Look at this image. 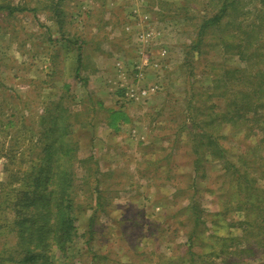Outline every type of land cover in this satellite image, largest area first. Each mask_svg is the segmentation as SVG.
I'll return each mask as SVG.
<instances>
[{"label": "rangeland", "instance_id": "rangeland-1", "mask_svg": "<svg viewBox=\"0 0 264 264\" xmlns=\"http://www.w3.org/2000/svg\"><path fill=\"white\" fill-rule=\"evenodd\" d=\"M222 1L0 0V204L17 178L33 170V162L52 153L50 143L59 134L66 140L70 131L77 140L75 155H92L99 164L98 189L108 206L92 211L81 193L78 201L87 208L75 212L82 234L75 256L70 262L57 257L38 263L225 264L223 253L198 258L189 252L187 234L194 221L203 219V237L233 231L246 238L238 226L244 210L225 203L231 195L228 180L218 178L221 166L209 152H193L191 133L180 127H191L183 121V110L196 105L207 111L202 98L194 102L204 90L211 92V67L202 61L237 64L250 58L247 32L252 30L258 44L264 41V0H240L238 10L248 17L237 38H224L218 21L198 35ZM244 39L245 55L237 50ZM224 40L231 43L229 51ZM42 116H47L45 125ZM231 129L225 127L229 137L222 142L234 160L238 146L248 143ZM156 155H171L170 165L146 174L143 168ZM197 157L204 161L196 173ZM77 172L81 183L86 172L78 163ZM259 185L264 187V179ZM12 218L10 209L0 210V253L18 260ZM92 223L95 232L87 241ZM262 237L253 236L255 254L235 264L264 261ZM206 241L193 250H211L214 239Z\"/></svg>", "mask_w": 264, "mask_h": 264}, {"label": "trees", "instance_id": "trees-1", "mask_svg": "<svg viewBox=\"0 0 264 264\" xmlns=\"http://www.w3.org/2000/svg\"><path fill=\"white\" fill-rule=\"evenodd\" d=\"M239 3L240 0H223L219 12L204 21L198 35L202 32L203 26L218 21L225 32L224 38L231 40L237 38V33L242 31V23L247 22L248 17L247 12H239L237 7ZM247 26L256 28L253 23H248ZM247 33L251 39L250 58H239L237 64L228 62L227 59L213 62L206 58L202 61L205 62L204 66L211 67V92L204 90L199 93L198 99L194 98V102L201 101L202 98L208 112L199 111L196 105L192 107L190 105L191 110L189 108L181 112L183 121L191 123V127L183 124L180 127L191 133L188 136L190 140L188 143L193 152L201 150L209 152L212 161H216L223 171L218 178L229 182L231 196L225 203L231 208L244 210L238 220V226L246 238H240L242 236L233 231L224 234L215 231L214 234L203 237L201 232L204 230L199 228L207 223L206 219L194 221L195 227L187 234L189 252L193 257L203 258L210 255L219 257L223 253L222 261L225 264H235V260L244 262L246 258L254 255L256 242H253L252 238L264 233V218L259 219L264 215V187L259 185L260 180L264 179V52L259 51L264 47V41L258 44L256 32L252 30ZM255 44L258 46L254 47ZM245 45L244 39L237 47L244 55ZM222 46L225 51L232 48L231 43L225 40ZM45 118L47 116L41 117V125H45ZM227 126H231L234 134L243 133L245 143H248L245 147L238 146L239 152L234 155L236 157L234 160L228 158L226 153L230 148L222 142L229 137L224 132ZM53 129L54 127H51L49 131ZM57 130L61 133L63 127L59 126ZM182 133L178 135L179 143L183 141ZM62 137L59 134L55 142L50 143L48 149L52 148V153L50 155L48 153L40 163L33 162V170L18 177L11 192H7L2 199L0 210L8 208L13 213L9 227L15 232L14 250L18 252L20 258L14 260L13 255L0 253V264H7L6 261H14L17 264H42L47 259L54 262L57 257L70 262L75 256L72 251L78 238L82 236L75 212L80 208H87L79 203L80 194H83V200L90 201L88 206L92 211L98 212L108 207L102 192L98 189L100 168L94 161V156L79 159L74 153L78 151L77 140L70 131L66 140ZM250 140H255L254 144H249ZM45 148L47 149L46 144L43 146L44 150ZM167 156L160 158V155H156L154 161L148 162L149 167L143 168L145 173H158L161 165L169 166L171 155ZM161 159H167L166 164H159ZM203 161L204 159L197 157L194 172H198V167ZM77 163L86 172L81 183L78 181ZM174 176L179 178L182 174L174 173ZM225 191H228V187ZM97 192L99 196H96ZM178 193L180 188L174 194ZM199 214L204 217L202 211ZM188 220L192 222L193 216ZM86 232L89 241L95 232L93 223ZM206 237L214 239L215 244L211 246V250L207 252L193 250L197 244L201 247L208 245ZM261 241L264 243L263 237L258 243ZM216 245L221 249L219 252H216L218 249ZM259 247L264 249L262 245ZM232 256L235 259H231ZM41 259L42 263H38ZM255 264H264V261Z\"/></svg>", "mask_w": 264, "mask_h": 264}]
</instances>
